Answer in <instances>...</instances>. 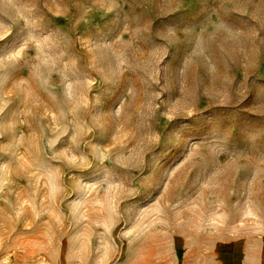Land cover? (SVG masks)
I'll list each match as a JSON object with an SVG mask.
<instances>
[{
  "label": "rangeland",
  "instance_id": "obj_1",
  "mask_svg": "<svg viewBox=\"0 0 264 264\" xmlns=\"http://www.w3.org/2000/svg\"><path fill=\"white\" fill-rule=\"evenodd\" d=\"M0 264H264V0H0Z\"/></svg>",
  "mask_w": 264,
  "mask_h": 264
}]
</instances>
